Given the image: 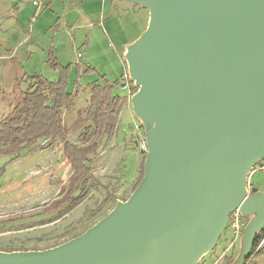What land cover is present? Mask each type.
<instances>
[{
	"label": "water",
	"instance_id": "obj_1",
	"mask_svg": "<svg viewBox=\"0 0 264 264\" xmlns=\"http://www.w3.org/2000/svg\"><path fill=\"white\" fill-rule=\"evenodd\" d=\"M149 17L126 46L132 113L146 141L143 176L81 235L0 264H198L235 209L248 219L244 264L264 230V0H134Z\"/></svg>",
	"mask_w": 264,
	"mask_h": 264
},
{
	"label": "rangeland",
	"instance_id": "obj_2",
	"mask_svg": "<svg viewBox=\"0 0 264 264\" xmlns=\"http://www.w3.org/2000/svg\"><path fill=\"white\" fill-rule=\"evenodd\" d=\"M35 2L38 4L33 5ZM84 6L81 0H0V88L6 95L0 103V120L11 109L12 98L29 85L28 76L56 79L51 57L61 65L72 64L67 90L76 96L72 105L63 109L65 126H71L86 108L89 94L84 88L99 76L105 75L111 83L117 81L114 93H121L124 100L115 132L104 138L92 156L91 173L96 182L72 210L49 209L61 197L72 173L58 141L42 140L39 144L44 146L15 160L0 155L1 247L43 250L66 240L110 212L117 202H124L141 176L143 128L132 113L131 96L120 86L126 75L131 85L123 48L143 29L145 19L139 10L143 8L127 1H107L106 8L111 10L105 9L102 25L92 28L75 26L61 18L63 11L75 13L83 11ZM91 21L97 20L93 17ZM77 65L82 69L78 75ZM88 67L94 72H84ZM68 140L83 144V130L71 133ZM249 182L258 191L264 190L261 173L251 175ZM76 190L77 195L81 189ZM232 238L226 228L217 246L198 264H225L221 259L224 253L233 262L240 251V240L228 250ZM263 241L244 264H264Z\"/></svg>",
	"mask_w": 264,
	"mask_h": 264
},
{
	"label": "trees",
	"instance_id": "obj_3",
	"mask_svg": "<svg viewBox=\"0 0 264 264\" xmlns=\"http://www.w3.org/2000/svg\"><path fill=\"white\" fill-rule=\"evenodd\" d=\"M49 63L51 69L57 75L56 79L48 80L40 75L28 76L29 85L12 98L11 109L0 120V155H8L11 156V160H15L20 158L22 154L25 155L40 146H44L45 143L58 141L65 159L72 168V173L61 197L49 209L58 210L62 207L66 210H72L83 201L87 194V188L90 185H94L95 179L91 173L92 156L104 138H108L115 132L122 98L119 94L114 93L117 81L111 83L105 75L99 76L97 81L88 84L84 88V92L89 94L87 106L82 112L78 113L76 121L67 127L62 119L63 109L70 107L76 96L75 93L67 90L72 65L61 66L53 57H51ZM75 71L78 75L77 67ZM84 72L93 73L94 69L88 68ZM130 84L132 96L137 91V87H134L132 82ZM5 99V92L0 88V103L4 102ZM80 130H83V144L71 143L68 140V136ZM142 133L144 135L143 130ZM42 140L45 143L40 145L39 142ZM144 160L145 152L142 162V173L132 192L143 176ZM250 187L249 194L258 191L252 185ZM79 188L81 190L76 195V189ZM106 214L91 225L83 228L82 231L71 233L66 240L54 243L44 249L56 247L81 235ZM247 221L248 219H246V223ZM263 238L264 230L255 237L253 247L246 261L254 254ZM23 250L21 247L11 249L0 246L1 252L10 253ZM31 250L39 251L38 249ZM203 259L204 257L199 262L203 261ZM221 259L225 261V264L232 262V259L226 256V253L223 254Z\"/></svg>",
	"mask_w": 264,
	"mask_h": 264
},
{
	"label": "crops",
	"instance_id": "obj_4",
	"mask_svg": "<svg viewBox=\"0 0 264 264\" xmlns=\"http://www.w3.org/2000/svg\"><path fill=\"white\" fill-rule=\"evenodd\" d=\"M83 1V3H85V6L83 7V11H80V10H76L75 13L72 11V10H69V11H63V13L61 14V18L64 19V20H69L71 21V23H73V25L75 26H86L88 28H92L94 26H100L102 25L103 23V18L106 19V16H104V13H105V9L106 10H111V8H106V3L107 1L111 2L112 3H121V2H129V3H132L133 5L135 4L133 1L134 0H81V2ZM34 2V1H33ZM34 5V4H33ZM97 6L100 7V10H97ZM141 8V7H139ZM143 8V7H142ZM139 10H142V16L144 17L145 19V22H144V27L143 29L138 33V36H136L133 40H131L130 42L128 43H125L124 44V51H123V54L125 52V48L127 45H129L131 42H133L134 40H136L140 34L145 30L146 26H147V22H148V17H149V14H148V11L143 8V9H139ZM85 11V12H84ZM110 16V14H109ZM93 17L95 18L96 23H94L93 21H91L93 19ZM91 21V22H90ZM113 21V20H112ZM64 24V23H63ZM115 24H116V21H115ZM79 26V27H80ZM49 53V52H48ZM77 55H80V54H77ZM78 58V57H77ZM58 59V58H57ZM80 59H81V56H80ZM59 63V62H58ZM60 64V63H59ZM72 65L71 63H68V64H65V65H61V66H66V65ZM76 68V67H75ZM90 68V67H88ZM86 68V69H88ZM85 69V70H86ZM77 70L79 71V73L82 71L81 67L79 65H77ZM84 70V71H85ZM33 76V75H32ZM77 80V79H76ZM78 85V84H77ZM120 97H121V93H119ZM124 102V100L122 99L121 103ZM264 191V190H262Z\"/></svg>",
	"mask_w": 264,
	"mask_h": 264
},
{
	"label": "built area",
	"instance_id": "obj_5",
	"mask_svg": "<svg viewBox=\"0 0 264 264\" xmlns=\"http://www.w3.org/2000/svg\"><path fill=\"white\" fill-rule=\"evenodd\" d=\"M33 4L36 5L38 3L35 2ZM77 57L80 58V55H77ZM120 87H121L122 91L126 90L128 92V95L131 96V93L129 91L130 86L127 83V75L125 76V80L122 81ZM138 129H139V127H136V130H138ZM141 146L145 150V153H146L145 136H143V138L141 139ZM256 172L261 173L262 175H264V162L258 163V164L254 165L252 167L250 175H249L248 180H247V192H248V194H249L250 188H251L250 187L251 184L249 182V179H250L251 175H253ZM245 225H246V219L238 211V209H235L233 212L230 213L226 228L229 229V231L231 232L233 238H232V241L230 243V247H229L228 250H230L238 242V240H240L241 235H242V231H243Z\"/></svg>",
	"mask_w": 264,
	"mask_h": 264
}]
</instances>
